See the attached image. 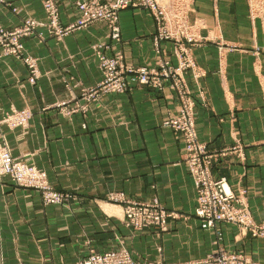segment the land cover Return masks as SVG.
<instances>
[{
  "label": "crops",
  "instance_id": "crops-1",
  "mask_svg": "<svg viewBox=\"0 0 264 264\" xmlns=\"http://www.w3.org/2000/svg\"><path fill=\"white\" fill-rule=\"evenodd\" d=\"M79 0H56L62 25L73 23ZM104 1V0H102ZM0 26L12 30L26 17L46 20L42 0H7ZM15 8L16 11H13ZM187 20L204 42L191 48L203 76L184 74L194 100L197 138L215 154L214 179L224 178L255 223L264 220V18L251 17L247 0H193ZM119 38L106 21L75 28L61 38L44 27L22 38L38 58L40 77L26 81L18 60H0V141L13 157L45 171L51 186L70 195L63 205L44 204L39 191L0 174V264H75L90 250L125 247L134 259L177 264L205 258L215 235L194 216L196 188L184 159V142L163 119L180 101L170 81L161 89L131 82L125 92H89L103 80L95 47L120 55L132 68L177 66L171 41L154 40L156 23L147 9L118 13ZM44 35L39 40L37 34ZM218 41L247 51H226ZM259 48V53L254 51ZM76 104L84 108L75 109ZM10 107L27 108L26 128L10 127ZM75 109V110H74ZM225 151L224 154L220 153ZM157 200L176 217L167 229L125 226L123 203L112 197ZM221 243L264 264V242L221 223Z\"/></svg>",
  "mask_w": 264,
  "mask_h": 264
},
{
  "label": "built area",
  "instance_id": "built-area-1",
  "mask_svg": "<svg viewBox=\"0 0 264 264\" xmlns=\"http://www.w3.org/2000/svg\"><path fill=\"white\" fill-rule=\"evenodd\" d=\"M42 2L48 14V24L49 21L50 24H55V31L52 33L58 37L76 27L94 21H106L110 28V36L118 39L120 31L117 20L121 9L134 7L147 9L150 12L156 23L154 40L156 43L161 40L173 43L178 60L177 66L174 67L167 60H162L158 62L156 68H132L123 62L120 55L108 57L99 48L97 54L103 80L89 92V95L98 92H125L131 82L161 89L164 81L169 80L179 98L180 109L177 113L167 115L162 121V126L173 129L184 142V159L197 192L195 215L200 219L201 225L214 228L220 222H232L239 224L253 235L264 236V220L255 223L246 208L236 206L240 198L229 189L226 180L212 177L211 164L216 156L197 138L194 122L195 103L184 80V74L188 70H191L196 78L204 74L196 68L190 52L191 47L202 40L197 34L196 26L187 20V12L193 0H79L76 2L79 17L66 27L61 26L58 21L56 2L54 0H42ZM0 3H5V0H0ZM249 6L250 15L253 17L259 16L264 7L262 0H249ZM37 25L38 22L29 18L13 31H5L0 27V51H23L21 37L32 34ZM225 52L219 51L221 56ZM75 109H79L78 106H75ZM29 116L27 111L6 113L4 121L9 126L25 125ZM224 153L225 151H222L220 155ZM0 173L10 175L11 180L18 186L39 191L44 204H62L70 197L67 193L55 191L46 181L44 173L38 172L23 161L14 159L1 144ZM112 199L124 204L125 224L136 229L146 226L165 229L167 218L173 216L172 212L167 211L155 199L149 202H134L121 195ZM243 259L240 253L226 250L217 243L213 252L192 264H244ZM132 262L134 261L127 253L117 254L110 251L101 254L89 252L76 264H133Z\"/></svg>",
  "mask_w": 264,
  "mask_h": 264
},
{
  "label": "rangeland",
  "instance_id": "rangeland-1",
  "mask_svg": "<svg viewBox=\"0 0 264 264\" xmlns=\"http://www.w3.org/2000/svg\"><path fill=\"white\" fill-rule=\"evenodd\" d=\"M55 2H56V0H54ZM105 1V0H104ZM248 1V7H249V13H250V6H249V0H247ZM262 4H263V6H264V0H262ZM0 5H8V2H7V0H5V3H0ZM42 5H43V2H42ZM56 6H57V2H56ZM43 9H44V12H45V15H46V20L44 21V22H39V21H37L36 19H34V18H31V17H26V18H24L23 20H22V22H21V24L20 25H18V26H16V27H14L12 30H5L3 27V29L5 30V31H13L14 29H16V28H19L21 25H22V23H23V21L25 20V19H33V20H35L36 22H38L39 23V25H37V26H35V29L33 30L34 32L32 33V34H30V35H33V34H36V29L38 28V27H44L45 28V32H46V35L48 36V37H53L54 39L55 38H61V37H63L64 35H62L61 37H58V36H56L55 34H53L52 32L53 31H55V24H50V21H49V24H48V17H47V12H46V10H45V8L43 7ZM12 10L13 11H16V9L15 8H12ZM57 10H58V7H57ZM58 13V21L60 22V19H59V12H57ZM251 17H253V16H251ZM257 17H260V18H264V7H263V9H262V12H261V14L259 15V16H257ZM78 19V18H77ZM76 19V20H77ZM75 20V21H76ZM94 22H96V21H94ZM60 24H61V22H60ZM90 24V23H89ZM68 25H70V24H68ZM68 25H62L61 24V26H64V27H66V26H68ZM88 25V24H87ZM1 27V26H0ZM76 28H79V27H76ZM68 33V32H67ZM30 35H27V36H30ZM27 36H24V37H27ZM24 37H21V39H20V42H21V44H22V46H23V51H8V52H6V51H0V60H2L4 57H11V58H14V59H16V60H18V61H20L27 69H28V76L26 77V81L29 83V84H31V85H34L35 83H36V81L38 80V78L40 77V71H39V69H38V58L37 57H35V56H33V55H31V54H29L27 51H25V48H24V45H23V43H22V38H24ZM37 37L39 38V40H44V35H42L41 33H39V34H37ZM201 39H202V37H201ZM204 38L201 40V42L200 43H202V42H204ZM200 43H198V44H200ZM218 49H219V51H232V50H236V49H238V50H241V51H247V49H245V48H242L241 46H239V45H234V44H231V43H226V42H224V41H218ZM195 46V45H194ZM194 46H192V47H194ZM191 47V48H192ZM100 48V46H97V47H95V50L97 51L98 49ZM254 51L256 52V53H259V51H260V49L259 48H255L254 49ZM98 62H99V57H98ZM32 81H31V80ZM98 86V85H97ZM96 86V87H97ZM76 106H78V108H83L84 106L83 105H80V104H76ZM21 111H27V112H29V114H30V116H29V118H28V121L26 122V124L25 125H19V126H10V127H12V128H15V127H22V128H26L27 127V125H28V123H29V120H30V118H31V111L29 110V109H27V108H24V109H15V108H13V107H10V109H8L7 111H6V113H12V112H21ZM6 113L4 114V115H6ZM0 144L2 145V146H4L9 152H10V149H9V147L6 145V143L4 142V141H0ZM11 154V153H10ZM12 156V155H11ZM13 157V156H12ZM14 159H16V160H20V161H23L24 163H26V164H28V165H31V166H33L35 169H37V171L38 172H42V173H44V175H45V178H46V181L48 182V184L51 186V184L49 183V181H48V179H47V175H46V173H45V171H43V170H41V169H39L38 167H36L34 164H32L31 162H29V161H27L26 159H24V158H16V157H13ZM1 175H7V176H9L10 177V175H8V174H4V173H0ZM11 178V177H10ZM52 187V186H51ZM53 188V187H52ZM54 189V188H53ZM55 191H58V190H56L55 189ZM58 192H62V193H66V192H64V191H58ZM68 194V193H67ZM237 196V195H236ZM239 198H240V196H239ZM126 199V198H125ZM128 200V199H127ZM129 201H131V200H129ZM196 201H197V192H196ZM134 202H137V201H134ZM49 204H53V203H49ZM64 203H62V204H59V203H55V205H63ZM236 206L238 207V208H246L247 209V211H248V208L246 207V206H244V204H243V202H242V200L240 199V201L239 202H237L236 203ZM195 208H196V203H195ZM123 209H124V204H123ZM249 212V211H248ZM194 216L197 218V219H199L196 215H195V209H194ZM171 217H176L174 214H173V216H171ZM125 217H124V210H123V219H124ZM200 220V219H199ZM201 222V221H200ZM166 223H167V220H166ZM221 223H226V224H234V225H237L239 228H240V230H241V232H245V233H250L251 235H253L250 231H248V230H245L242 226H240L239 224H237V223H232V222H220V223H218L217 225H216V227H214V228H206V227H203L202 225V227L203 228H206V229H210V230H212L213 231V233H214V235H215V238H214V241H213V243H214V247H213V250L211 251V252H213L215 249H216V247H217V243H219L223 248H225L226 250H229V251H232V252H236V253H240L242 256H243V260H244V264H255L254 262H252L251 260H250V258L243 252V251H241V250H233V249H227L222 243H221V240H222V234H221V232L219 231V229H218V226H219V224H221ZM124 224H125V219H124ZM125 226H127L126 224H125ZM127 227H129V228H133V227H130V226H127ZM146 227H148V226H146ZM143 228H145V227H143ZM143 228H141V229H143ZM133 229H135V230H141V229H136V228H133ZM167 229V226L165 227V229H161V228H159V230L160 231H165ZM253 236H256V237H260V238H262L263 239V242H264V236H262V235H253ZM110 251H113V252H116L117 254H125V253H127V255L130 257V259H132V261H134V262H132L133 264H164V263H159V262H149V261H146V260H142V261H140V260H137V259H134L133 258V256L131 255V253H130V251L127 249V248H125V247H119V248H113V249H107V250H104V251H96V250H90L89 252H94V253H98V254H101V253H105V252H110ZM89 252H87L86 254H88ZM210 252V253H211ZM209 253V254H210ZM86 254L83 256V257H81V258H79L78 260H77V262L80 260V259H83L85 256H86ZM208 254V255H209ZM204 259V258H203ZM202 260V259H201ZM201 260H197V261H191V262H187V263H177V264H192V263H196V262H198V261H201ZM76 262V263H77ZM75 263V264H76ZM123 264H127V263H123Z\"/></svg>",
  "mask_w": 264,
  "mask_h": 264
}]
</instances>
